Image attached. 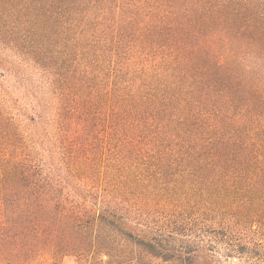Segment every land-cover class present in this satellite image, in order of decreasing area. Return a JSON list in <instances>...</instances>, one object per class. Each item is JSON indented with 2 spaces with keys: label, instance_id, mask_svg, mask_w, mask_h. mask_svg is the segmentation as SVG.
Masks as SVG:
<instances>
[{
  "label": "trees",
  "instance_id": "trees-1",
  "mask_svg": "<svg viewBox=\"0 0 264 264\" xmlns=\"http://www.w3.org/2000/svg\"><path fill=\"white\" fill-rule=\"evenodd\" d=\"M201 206L264 218V0H0V264H194Z\"/></svg>",
  "mask_w": 264,
  "mask_h": 264
},
{
  "label": "rangeland",
  "instance_id": "rangeland-1",
  "mask_svg": "<svg viewBox=\"0 0 264 264\" xmlns=\"http://www.w3.org/2000/svg\"><path fill=\"white\" fill-rule=\"evenodd\" d=\"M207 201H203L205 206ZM201 206L199 209L191 211L184 215H161L163 221H168L171 219L174 222V226L178 228H191L195 234L200 235L202 238H205L208 243L204 247L203 251L199 253L198 258L194 259V264H208L210 263L207 258L208 252L210 248L215 247L214 244L223 248V245L220 243L222 238H225V234H223L222 230L225 228V225L228 222H231L234 225L235 233L233 238L241 239V242H246L247 248L244 251L247 254L241 255L239 259H232L224 262L223 257L220 254L215 252L216 259L218 260L215 264H246L244 261L247 258H251L250 262L258 256L264 253V218H250V219H242L240 216L238 217L235 214L222 212L220 214H216L213 212H204V209ZM168 219V220H166ZM188 232V231H187ZM217 238V239H216ZM215 240V243H211V241ZM210 242V243H209ZM222 250V249H221ZM236 255V254H235ZM161 264L164 262L160 261ZM180 262H176L175 264H179ZM56 264H87L86 260L79 258L77 256H68L60 261H57ZM170 264V263H165ZM248 264V263H247Z\"/></svg>",
  "mask_w": 264,
  "mask_h": 264
}]
</instances>
